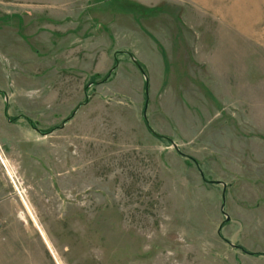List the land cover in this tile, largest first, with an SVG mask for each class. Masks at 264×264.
<instances>
[{"label": "rangeland", "instance_id": "rangeland-1", "mask_svg": "<svg viewBox=\"0 0 264 264\" xmlns=\"http://www.w3.org/2000/svg\"><path fill=\"white\" fill-rule=\"evenodd\" d=\"M68 1L0 0V107L41 135L0 141V264H264V0H199L262 35L233 74L178 61L189 0Z\"/></svg>", "mask_w": 264, "mask_h": 264}, {"label": "crops", "instance_id": "crops-1", "mask_svg": "<svg viewBox=\"0 0 264 264\" xmlns=\"http://www.w3.org/2000/svg\"><path fill=\"white\" fill-rule=\"evenodd\" d=\"M19 2L24 6V8L19 11H23L22 13L24 14L25 12L30 13V11L41 13L39 12L41 11L40 9H43L42 7H45L44 4H40L38 5L39 7H35L33 8V10H31L30 6H36L35 2ZM68 3V0H58V3L56 4L54 10L51 12L56 16V18L53 20L56 21V26L59 25V22H64L67 25L68 21H73L72 18L70 20L68 19V17H66L69 14L73 15L75 11V7L72 6L73 3ZM201 3L203 4V1H201ZM201 3L199 2V0H189L186 1L184 3L185 6L181 8L180 16L183 22L176 23L179 24L177 25L179 27L177 31V37L180 38L182 32L185 34L186 39L190 37V41H192L193 44L187 42V46L183 45V47L185 46L188 49H180L181 51H184L186 53L184 54V56H182V52L178 51L176 57H178V61H181L182 64H184L185 62L190 63L192 61L201 63L202 61L204 62L206 60L211 63H221V65H219L220 74H233L234 62L247 61L248 57L251 56L250 46H257L258 44L253 42H258L259 40L262 41V35L256 33L258 29L255 25L250 26L249 23H240L242 19L239 22H235L233 20V15L235 14L231 10L229 11V13H225V16H222L221 18H218L217 21H215L216 19L214 20V18L211 17V14L214 13L206 8L201 7ZM89 8L90 7L86 8V10ZM86 10H82L76 13L77 15H83ZM12 12L13 10L10 11L9 9L4 10L3 12L0 11V13L3 14H13ZM202 14L207 15V19H211V22H206L207 27L205 29L202 27L201 22H198L201 21V18L203 19ZM59 15H65V17H62L59 20ZM34 26L35 28L38 27L37 30L35 29L34 39L39 43L38 48L41 51L40 56L33 59V62L35 64L34 66L35 69H38L41 72V74H46V72L42 73V71L48 70V67L50 66L45 65V67H43V64H49L51 61H55L53 57V53L55 52H53V47L66 46V40L62 39V42L59 43V39H56L54 44H49L48 40H43L42 36L39 35L41 31L40 27L36 25ZM158 27L159 26L157 25L155 26V28ZM169 28L170 31L172 27L169 26ZM67 29L68 28L63 30L66 31ZM207 31L209 32L207 33ZM197 38H199V43H201L202 49L204 50V56L195 54V48L197 47ZM171 43L173 44V42ZM152 52H154V49L152 50ZM188 53L190 54V58ZM180 57H182L183 59L181 60ZM6 126L15 127V132L13 134L9 133V129H7ZM20 133L30 141H40L41 135L39 133H36L33 130L31 131V129H29V126H26L22 119L17 121H10L6 119L4 106L0 107V141L4 148L8 144L19 148L20 145L18 144L21 140L19 139L18 134ZM218 183L223 184V182L221 181H219Z\"/></svg>", "mask_w": 264, "mask_h": 264}, {"label": "water", "instance_id": "water-1", "mask_svg": "<svg viewBox=\"0 0 264 264\" xmlns=\"http://www.w3.org/2000/svg\"><path fill=\"white\" fill-rule=\"evenodd\" d=\"M171 146L175 149V151L179 152V149L177 148L176 144L173 141H169Z\"/></svg>", "mask_w": 264, "mask_h": 264}, {"label": "built area", "instance_id": "built-area-1", "mask_svg": "<svg viewBox=\"0 0 264 264\" xmlns=\"http://www.w3.org/2000/svg\"><path fill=\"white\" fill-rule=\"evenodd\" d=\"M6 160V159H5ZM5 160L1 161L3 164H5Z\"/></svg>", "mask_w": 264, "mask_h": 264}]
</instances>
